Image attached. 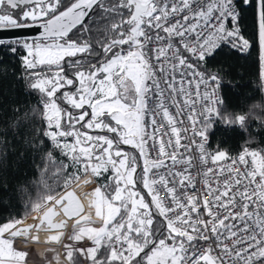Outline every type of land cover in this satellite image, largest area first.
Segmentation results:
<instances>
[{"label": "snow or ice", "instance_id": "obj_1", "mask_svg": "<svg viewBox=\"0 0 264 264\" xmlns=\"http://www.w3.org/2000/svg\"><path fill=\"white\" fill-rule=\"evenodd\" d=\"M97 25L105 35L93 41ZM19 29L35 34L0 35V49L18 57V79L38 105L16 127L38 120L27 144L46 150L42 171L64 188L104 178L90 193L101 223L73 191L42 196L31 210L52 206L39 223L0 225V264H26L14 244L33 228L60 241L58 207L75 221L69 239L85 243L64 245L69 264L77 252L89 264H264V150L210 152L206 135L214 117L230 124L226 81L208 58L255 49L264 86V0H0V33Z\"/></svg>", "mask_w": 264, "mask_h": 264}, {"label": "trees", "instance_id": "obj_2", "mask_svg": "<svg viewBox=\"0 0 264 264\" xmlns=\"http://www.w3.org/2000/svg\"><path fill=\"white\" fill-rule=\"evenodd\" d=\"M243 23L246 34L254 38V21L250 11L246 13ZM104 35L102 27L97 25L92 39L100 41ZM256 55L255 49L251 56H245L225 48L206 60L209 70L218 72L226 81L222 85V93L228 110H243L245 103L262 97ZM20 70L18 57L0 49V225L11 220L23 222L27 218L25 222L33 221L36 211L31 209L35 203L41 202L40 197L47 194L57 197L77 181L64 188V178L58 181L53 169L42 171V157L46 156V150L36 152L27 144L34 135L32 128L36 127L38 131V120H29L24 126L16 127L18 117L26 112L31 115V109L38 105L37 95H30L18 79ZM257 126L258 122L252 121L248 130L251 132ZM255 134L260 138L258 142L244 144L245 131L237 124L223 123L219 117L208 132L214 152L221 150L226 154L239 153L245 146L251 150H264V129ZM54 155L58 157L55 151ZM85 176L82 175L80 179ZM95 181L98 186L103 183L99 178ZM46 205L42 204L41 208ZM36 214L35 223L40 212ZM74 261L75 264H89L88 261L83 263L77 253H74Z\"/></svg>", "mask_w": 264, "mask_h": 264}, {"label": "rangeland", "instance_id": "obj_3", "mask_svg": "<svg viewBox=\"0 0 264 264\" xmlns=\"http://www.w3.org/2000/svg\"><path fill=\"white\" fill-rule=\"evenodd\" d=\"M125 147L127 148V146ZM84 178L90 179L92 182L86 185H81L78 188L77 192L79 198L81 199L84 205V212L95 221V225L93 226H96V224L99 225L101 221L96 217L95 209L90 206V202L92 199L90 193L92 190H94L96 186H98V184L95 181L96 178L92 177L90 174L86 175ZM99 179L104 180V178H99ZM80 180L82 179L77 180L71 186L75 185ZM49 204H51V202ZM44 207L40 208L38 212H40ZM36 213L37 211L35 212L34 220L37 217ZM74 227H75V223H73V221L67 222L66 227L63 230H60V232H62L63 235L61 236V239L58 242L50 240L52 236L60 235V233H58L57 231L43 233L41 231L37 232L35 230L32 231L31 234L27 235L28 243H23V237H21L17 239V242L14 244V247L28 253L26 264H69L68 260L65 258L66 249L64 245L71 244L73 248H79L85 246V243L76 242L69 239V237L73 233ZM34 238H38V239L35 240L34 242ZM77 254L79 255L78 252ZM57 255H59L58 260L56 258ZM81 259L83 263H86L87 259L83 257H81Z\"/></svg>", "mask_w": 264, "mask_h": 264}, {"label": "clouds", "instance_id": "obj_4", "mask_svg": "<svg viewBox=\"0 0 264 264\" xmlns=\"http://www.w3.org/2000/svg\"><path fill=\"white\" fill-rule=\"evenodd\" d=\"M243 116V124H239L236 117ZM225 121L230 124L239 125L246 133L244 144L256 143L259 141V136L255 134L256 131L264 129V86H262V97L256 100L248 101L244 104L243 110L233 111L228 110L224 117ZM252 121H257L258 126L253 131L248 130V125Z\"/></svg>", "mask_w": 264, "mask_h": 264}, {"label": "water", "instance_id": "obj_5", "mask_svg": "<svg viewBox=\"0 0 264 264\" xmlns=\"http://www.w3.org/2000/svg\"><path fill=\"white\" fill-rule=\"evenodd\" d=\"M35 34V29H19V30H15V31H5L3 33H0V35H3V36H23L25 38H30L32 35ZM90 179H82L80 180L79 182H77L75 185L71 186L70 188H68L67 190H65L64 192L66 191H73L76 196L79 198V196L77 195L76 193V190L81 186V185H86L87 182L89 181ZM63 193H61L59 196H57L56 198L59 199L60 196H62ZM81 204L83 205L81 199L79 198ZM52 206V203L51 204H48L46 207H44L41 211H40V216L43 215V213L49 208ZM83 208H84V205H83ZM57 212L59 213V215H57L56 217H54V222H57V223H61V222H65L66 223L68 221H73V223H75L74 219H68L65 217V215L63 214L62 210H60V208L58 207L57 208ZM92 221H94L92 218H91ZM26 221V220H25ZM23 221L20 225H18V227H23V228H27L31 225H35L37 223H39V219L38 221L35 223L33 221H29V222H25ZM95 222V221H94ZM96 226H98V224H96ZM34 229V228H33ZM44 229L46 231H56V230H49L47 228V226H44ZM63 230V229H62ZM60 231V230H59ZM30 233H27L26 235H29Z\"/></svg>", "mask_w": 264, "mask_h": 264}, {"label": "built area", "instance_id": "obj_6", "mask_svg": "<svg viewBox=\"0 0 264 264\" xmlns=\"http://www.w3.org/2000/svg\"><path fill=\"white\" fill-rule=\"evenodd\" d=\"M217 120H218V117H214V118H213L212 126L217 122ZM210 129H211V128H210ZM210 129H209V130H210ZM163 130H164V129H163V125H161V131H163ZM209 130L206 132V135H207V137H208L207 147H208V149H209L210 152H214V150L212 149L211 144H210V138H209V135H208ZM189 135H190V133H189ZM238 154H239V153H236V154H227V155H229V156H231V157H236ZM193 155H194V164H198V154H196L195 152H193ZM234 171H240V169L237 168V169H234ZM193 173L195 174V168L193 169ZM196 180L199 182V186H200V188H203L204 185H203V179H202V177L199 176V175H197V176H196ZM190 194H195V193H190ZM162 198H164V197H162ZM203 198H204V199H211L210 196H204ZM205 219H207L206 214H205ZM196 223L199 225L200 220L197 219V220H196Z\"/></svg>", "mask_w": 264, "mask_h": 264}, {"label": "bare ground", "instance_id": "obj_7", "mask_svg": "<svg viewBox=\"0 0 264 264\" xmlns=\"http://www.w3.org/2000/svg\"><path fill=\"white\" fill-rule=\"evenodd\" d=\"M40 215V214H39ZM39 218V217H38ZM38 221V220H37ZM67 224V223H66ZM32 231H35V229H33ZM31 231V232H32ZM41 232H54V231H46L45 229H44V227H42L41 228V230H40ZM31 232H30V234H31Z\"/></svg>", "mask_w": 264, "mask_h": 264}]
</instances>
